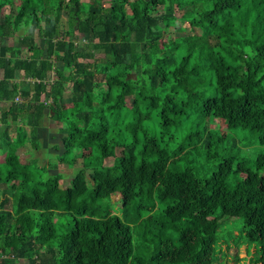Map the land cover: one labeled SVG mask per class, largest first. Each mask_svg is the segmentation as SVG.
I'll list each match as a JSON object with an SVG mask.
<instances>
[{
	"label": "trees",
	"instance_id": "trees-1",
	"mask_svg": "<svg viewBox=\"0 0 264 264\" xmlns=\"http://www.w3.org/2000/svg\"><path fill=\"white\" fill-rule=\"evenodd\" d=\"M89 1L0 0V264H215L220 239L264 264V151L242 149L264 147V0ZM46 118L81 157L67 187L18 154Z\"/></svg>",
	"mask_w": 264,
	"mask_h": 264
},
{
	"label": "rangeland",
	"instance_id": "rangeland-1",
	"mask_svg": "<svg viewBox=\"0 0 264 264\" xmlns=\"http://www.w3.org/2000/svg\"><path fill=\"white\" fill-rule=\"evenodd\" d=\"M82 3V10L84 12L88 11V6L92 3L89 0H81ZM61 24L62 27L67 26V15L62 13L61 15ZM189 25L188 23H181L180 28H169L167 35L173 36L177 41L182 40V38L188 33ZM34 33V32H32ZM79 38L77 41L79 46L83 41V37L76 36ZM20 36L16 35L14 37L5 38L4 44L15 45L19 44ZM24 54H28V51L24 49ZM69 84H67V92L65 93V104L70 105V98H69ZM212 126L214 128H222L226 129L225 123L221 121H213ZM19 133L13 134V141L16 139ZM40 135V147L36 151H32V145L30 143H26L24 146L18 149V154L20 159L23 162H29L32 158H37L41 163L44 164H52L58 163V169H52V172H63L66 177L63 180H60V184L63 187L70 186L72 183V177L74 172L82 165L80 155H76L75 152L68 153V158H74L77 156L75 161H71L70 159H63L60 160L59 158L62 157L63 154L60 152L62 148L56 149L55 145L59 144L60 138L58 135V125L52 119L46 118L45 119V127H42L39 131ZM243 153L251 158H256L259 153L264 151V147L259 144H248L243 146ZM49 154H54V157H50ZM60 155V156H58ZM59 157V158H58ZM105 164H112L113 158H107L104 160ZM3 172V162L0 158V173ZM106 207L113 213H117L121 215L124 221L131 219V225L133 228V232L135 234L133 239V249L134 255L137 254L139 251L146 252V245L139 237H137V229H138V220H135V217L131 212L128 214H124L122 210V195L120 193L114 194L112 197L106 200ZM221 221H225L223 216H219ZM133 221V222H132ZM227 226V225H226ZM234 231H237L235 229ZM151 243V242H150ZM155 245V243H151L150 246ZM215 253L219 256L218 260L215 264H258V244L249 242V241H238L234 242L230 239H220L218 243L215 244ZM22 264H27V261L23 260Z\"/></svg>",
	"mask_w": 264,
	"mask_h": 264
},
{
	"label": "built area",
	"instance_id": "built-area-1",
	"mask_svg": "<svg viewBox=\"0 0 264 264\" xmlns=\"http://www.w3.org/2000/svg\"><path fill=\"white\" fill-rule=\"evenodd\" d=\"M56 78V76H55V73L53 72L52 73V77H51V79L48 81V83H50V82H52L54 79ZM28 81L29 80H31V81H35V80H33V79H27ZM37 81H39V80H37ZM23 100H22V97H21V95L19 94V95H17L16 97H15V102L16 103H21Z\"/></svg>",
	"mask_w": 264,
	"mask_h": 264
}]
</instances>
